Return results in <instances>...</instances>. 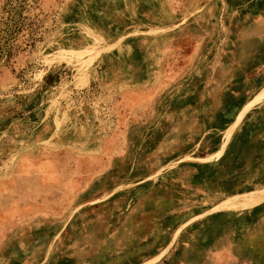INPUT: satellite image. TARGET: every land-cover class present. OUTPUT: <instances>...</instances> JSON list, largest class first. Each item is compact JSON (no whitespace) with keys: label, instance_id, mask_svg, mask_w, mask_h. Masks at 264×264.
Segmentation results:
<instances>
[{"label":"rangeland","instance_id":"obj_1","mask_svg":"<svg viewBox=\"0 0 264 264\" xmlns=\"http://www.w3.org/2000/svg\"><path fill=\"white\" fill-rule=\"evenodd\" d=\"M244 126L249 184L264 0H0V264H260L264 186L202 182Z\"/></svg>","mask_w":264,"mask_h":264},{"label":"trees","instance_id":"obj_2","mask_svg":"<svg viewBox=\"0 0 264 264\" xmlns=\"http://www.w3.org/2000/svg\"><path fill=\"white\" fill-rule=\"evenodd\" d=\"M249 116L248 114L246 118ZM252 146L251 132L244 126L234 134L222 158L213 164H207L209 167L213 166L215 171L209 176L212 177L210 182L209 179H207L208 182H205V177L202 182L207 184V187L221 193H232L237 190L243 191L264 186V176L260 181L247 184L249 172L245 166L248 163L247 153ZM216 150L217 147L212 152ZM254 158L259 159L260 157L256 155ZM198 173L199 175L204 174L202 169Z\"/></svg>","mask_w":264,"mask_h":264},{"label":"crops","instance_id":"obj_3","mask_svg":"<svg viewBox=\"0 0 264 264\" xmlns=\"http://www.w3.org/2000/svg\"><path fill=\"white\" fill-rule=\"evenodd\" d=\"M261 105L262 104H258V105H256V107H258V108H255L254 110H252V113H255L256 111H257V109H260V107H261ZM260 111H262V109H260ZM263 128H264V126H263ZM254 247V246H253ZM253 247H251V249H253ZM256 249V248H255ZM256 256H257V258L259 259V262H260V264L262 263V264H264V251H258L257 253H256ZM249 258V257H248ZM235 259H237V257L235 258ZM242 259V262H244L246 259H247V257H245V255H240V257H239V260H241ZM244 260V261H243ZM240 263V262H239ZM251 263V262H250ZM240 264H242V263H240Z\"/></svg>","mask_w":264,"mask_h":264}]
</instances>
